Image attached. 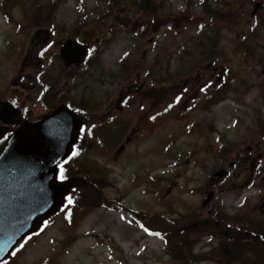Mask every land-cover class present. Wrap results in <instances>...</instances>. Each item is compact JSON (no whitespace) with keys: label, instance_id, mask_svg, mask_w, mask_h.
<instances>
[{"label":"rangeland","instance_id":"rangeland-1","mask_svg":"<svg viewBox=\"0 0 264 264\" xmlns=\"http://www.w3.org/2000/svg\"><path fill=\"white\" fill-rule=\"evenodd\" d=\"M68 39L89 49L78 68L61 61ZM59 79L52 111L65 105L83 124L59 177L73 179L77 204L66 200L1 264H181L176 254L219 264V227L203 221L263 197L244 175L227 191L209 181L251 145L259 112L264 120V0H0V93L33 83L22 93L36 119L48 111L39 84ZM151 90L173 92L160 124L150 100L138 103ZM206 91L210 105L192 101ZM121 97L129 109H114ZM194 222L203 223L176 237Z\"/></svg>","mask_w":264,"mask_h":264},{"label":"water","instance_id":"water-1","mask_svg":"<svg viewBox=\"0 0 264 264\" xmlns=\"http://www.w3.org/2000/svg\"><path fill=\"white\" fill-rule=\"evenodd\" d=\"M48 40L46 35L40 43ZM59 52L65 66L82 64L88 53L85 45L73 39L66 40ZM16 114L9 104H0L2 123H12ZM81 127L70 109L59 106L38 121L23 122L8 140L0 154V263L64 205L73 179L59 181L58 167L69 158ZM224 174L217 171L212 178L219 181ZM213 197L209 192L202 207Z\"/></svg>","mask_w":264,"mask_h":264},{"label":"flooded vegetation","instance_id":"flooded-vegetation-1","mask_svg":"<svg viewBox=\"0 0 264 264\" xmlns=\"http://www.w3.org/2000/svg\"><path fill=\"white\" fill-rule=\"evenodd\" d=\"M254 29V27H252ZM86 62V61H85ZM84 62V63H85ZM84 63L80 65H72V66H65L67 68H78L82 66ZM33 79V78H32ZM19 80V79H18ZM33 79V83H34ZM60 79L57 82H45V85H40V91H38L37 99H41L40 103L48 108L47 114L50 113L54 109L55 100L61 98L60 88L57 87L59 84ZM32 83V84H33ZM32 84L26 85L23 82H16L14 87L8 92L0 93V104H9L13 108L17 110L16 116L13 117L12 123L5 124L0 121V148L1 151L3 150L4 146L7 144L9 138L12 136L14 131L23 123V122H34L39 120L42 116L38 118H33L32 115H30V111L25 105V97H23V91L29 90L28 87ZM16 91L21 92L22 96L19 99L18 94ZM54 91H57L56 93ZM140 91V90H139ZM215 91H206L204 96L201 98L195 97L192 101H197L198 105L203 107L205 105H210L212 102L215 101L214 96ZM225 91H218V93H222ZM263 91H259V100L262 99V93ZM170 94V96L173 95L172 91H156L151 90L150 92H143L140 94V97L142 100H140L139 106H143V102L145 100L149 101V110H154V115L156 117V121L158 124L161 123L162 118V104L167 102L166 99L167 94ZM179 94L174 93V98ZM47 98V104L45 105L44 97ZM124 99L121 97L117 103L114 106L115 110L123 111V108L129 109L130 104H123L121 103L126 102L130 97V94L124 95ZM164 97V101H163ZM123 99V102H122ZM49 101V104H48ZM61 101V100H59ZM174 102V101H173ZM173 102H169L167 104H173ZM66 104V103H65ZM166 104V105H167ZM215 105V103H214ZM196 106V104H195ZM144 107V106H143ZM146 107V105H145ZM156 107V109H154ZM46 115V114H45ZM256 117L258 118L255 121L256 131L252 134V140L251 141H244L245 143L249 142L251 145H247L245 152L239 153L237 150L233 155L236 156V160L228 164L227 170H225L224 177L217 181V179L211 178L209 181V189H211V186L217 187L218 185H222V189L227 191L230 188H236L239 186V184L236 183V181H239L242 176L245 177L243 181V187H254L256 185H260L263 189V197L254 204H248L247 206H244L245 199L241 200L238 207L235 209L234 213H230L228 209H225L220 217L219 223H215L212 221H203V222H194V224L203 223V226L214 224L215 226H218L220 231V236L222 238V242L225 240H235L236 245H238V248L235 249L232 248H226L221 247L220 243L217 248L214 250L215 255L219 256V264H237L234 261H239V259H242L245 255L255 252L258 255L264 256V120L262 118V114L259 112ZM123 123L126 124L128 122V119H122ZM83 127V125H82ZM80 134L78 136L77 143L80 139ZM0 151V152H1ZM122 149H120L118 152L120 153ZM235 174V175H234ZM245 174H248L245 175ZM234 179L235 182L233 185H230V181ZM211 182V184H210ZM211 185V186H210ZM225 186V187H224ZM211 191V190H210ZM209 191V192H210ZM213 213V211H212ZM210 212H208V217L210 216ZM193 225V224H192ZM185 228V227H183ZM180 231V227L176 229L175 232ZM251 241L253 243L254 247L252 249H249V246L246 247V244H244V241ZM185 255V254H184ZM242 255V256H239ZM235 256H239L237 260L234 258ZM261 259H264L263 257ZM188 258H186V262L182 264H186L188 262ZM244 261H242L243 263ZM241 262L239 261L238 264Z\"/></svg>","mask_w":264,"mask_h":264},{"label":"trees","instance_id":"trees-1","mask_svg":"<svg viewBox=\"0 0 264 264\" xmlns=\"http://www.w3.org/2000/svg\"><path fill=\"white\" fill-rule=\"evenodd\" d=\"M140 7H142V6H140ZM218 86L216 88H218ZM62 177L65 179V178H68V175L65 176V173H64L62 175ZM74 190H75V187L72 189V191H74ZM78 195H79V192H78ZM88 196H89L91 202L95 204V206H96L95 208H98L100 206V203H101L100 200L98 199V197H96L94 195V193H92V191H89ZM68 199L71 200L72 203H76L77 204V198L75 196H73V193H70ZM175 233H176V237L184 238L186 236V234L188 233V230H181V231H178V232H175ZM244 244H246V247L249 246V249L254 248V247H251V246H253V243H251V241H248V240L247 241H244ZM176 245H177V243H176ZM178 245H179V243H178ZM220 246L221 247H226V248H232V249H235L236 247L238 248V245H236V241L235 240H232V239L223 241L220 244ZM239 256H242V255H239ZM239 256H235L234 258L237 260V258ZM217 257L219 258V256H217ZM262 257L264 258L263 255H258L255 252H252V253L248 254L247 256L245 255L242 259H239V261L241 262L240 264H264V259H261ZM174 259L178 260L181 264L186 262L185 255L183 257L180 254H176L174 256ZM239 261H234V262H236L238 264ZM242 261H244V262L242 263Z\"/></svg>","mask_w":264,"mask_h":264},{"label":"snow or ice","instance_id":"snow-or-ice-1","mask_svg":"<svg viewBox=\"0 0 264 264\" xmlns=\"http://www.w3.org/2000/svg\"><path fill=\"white\" fill-rule=\"evenodd\" d=\"M75 154H76V153H73V155H75ZM61 171H62V170H61ZM68 203H69V204H71V203H72V201H71V200H69V201H68ZM21 247H23V245H21Z\"/></svg>","mask_w":264,"mask_h":264}]
</instances>
